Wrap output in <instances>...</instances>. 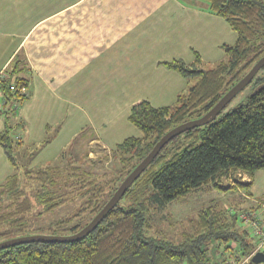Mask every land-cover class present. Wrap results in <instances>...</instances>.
Here are the masks:
<instances>
[{
	"label": "trees",
	"instance_id": "16d2710c",
	"mask_svg": "<svg viewBox=\"0 0 264 264\" xmlns=\"http://www.w3.org/2000/svg\"><path fill=\"white\" fill-rule=\"evenodd\" d=\"M202 1L212 14L227 22L237 35L235 43L223 45L224 58L213 65L203 63L198 54L189 64L181 60L162 63L181 75L189 86L172 106L154 108L144 100L133 103L128 121L142 136L126 138L110 151L114 161L110 171L95 173L98 160L90 159L87 151L75 152L77 138L92 140L88 129L61 151L58 158H63V164L53 160L52 164L29 166L34 156L56 136L59 125H47L37 144L25 146L20 136H11L14 127L22 129L21 123L12 124L11 117L16 114L13 107L28 100V78L24 76L27 69L20 56L7 66L0 76L5 109L0 112L3 116L0 147L13 171L0 183V242L31 230L29 227L38 219L37 214L49 213L73 201H79V208L72 217L43 229L51 235H71L81 230L165 133L206 114L264 56L262 0ZM248 85L253 86V92L235 108L225 113L226 105L210 123L185 131L165 144L87 236L75 242L10 246L0 250V264L243 262L255 249V242L249 227L239 220V214L258 210L263 205L246 208L242 205L245 202L242 195L240 201L229 207L200 210L192 232L178 244L149 236L147 229L152 225V208L155 210L209 184L220 190L241 188L249 195L253 173L264 169V66ZM19 153H23L25 160L22 166H19L23 160L22 156L18 159ZM238 174H245L250 181H238ZM226 180H233V184L225 187L222 182ZM144 189L151 191L142 199ZM123 200L128 202L127 206L120 204ZM35 208L40 212L35 213ZM39 228L42 227L36 229ZM219 245L235 251L231 262L226 258L219 262L213 255ZM248 264L255 263L250 259Z\"/></svg>",
	"mask_w": 264,
	"mask_h": 264
},
{
	"label": "crops",
	"instance_id": "0c3cea01",
	"mask_svg": "<svg viewBox=\"0 0 264 264\" xmlns=\"http://www.w3.org/2000/svg\"><path fill=\"white\" fill-rule=\"evenodd\" d=\"M236 38L202 0H0V76L20 56L28 78L12 124H22L27 144L59 125L29 166L57 161L85 129L90 144L107 150L141 137L128 121L133 103L172 106L189 86L162 63L189 64L198 54L213 65ZM12 171L0 147V183Z\"/></svg>",
	"mask_w": 264,
	"mask_h": 264
},
{
	"label": "rangeland",
	"instance_id": "374dc122",
	"mask_svg": "<svg viewBox=\"0 0 264 264\" xmlns=\"http://www.w3.org/2000/svg\"><path fill=\"white\" fill-rule=\"evenodd\" d=\"M253 90L254 89L252 85H248L244 89H242L227 105L224 112L225 113L228 112L229 110L235 108L239 103L243 102L245 98L253 92ZM2 104L3 103L1 101L0 112L5 110L3 107L4 105L2 106ZM11 118L14 119L15 116ZM0 121H3V116L1 115V113H0ZM11 136L25 137V131L24 129L14 127L12 129ZM87 140L88 139L77 138L75 140V145H76L75 152L87 151L88 153H90V151L93 150L92 151L93 153H90L92 154L90 159H92L93 161L98 160V162L95 163V168H94L95 173L97 172L102 173L105 171L112 170L114 167V161L110 153L112 149L107 150L102 148L100 145L97 146L96 144H90ZM23 141L25 146L28 145L26 144L27 141L25 139H23ZM68 146L69 145L65 146V149ZM22 154L23 153L18 154L17 156L18 159H21L19 157H21ZM22 158L24 160L23 156ZM23 160L20 161L19 166L24 165L25 160L24 162ZM53 160L54 159L47 158L46 160L39 161L41 163H38L36 165L52 164V162H54ZM56 163L63 164L64 163L63 158L59 157ZM252 179H253V184L249 187V195L247 196L249 199L243 202L242 204V205H246V208L252 207L254 205L257 206L258 204L264 206V169L255 171L253 173V177L251 178V180ZM222 183H224V181ZM138 187L141 189V191L143 190L142 185H139ZM147 187L150 188L149 185H147ZM227 187L230 186L227 185ZM150 191L151 190L147 191L146 189H144V191L142 192V196H143L142 199L148 196ZM240 195H242L243 197L246 196V192L241 188L236 190H220L214 187L213 185L209 184L208 186H205L202 189L186 194L180 199L165 203L161 207H157V208L155 207L154 208L155 210H153V208L152 209L149 208L152 210V211L150 210L152 213V217H151L152 225L151 228L147 229V234L149 236L158 237L162 240H166L178 244L184 240L187 234H190L192 232V227L197 219V214L200 210L206 209L211 206H219L223 208H225V206L229 207L232 204H234L233 203L234 201H240V199H242ZM125 201L126 200L121 201L120 204L127 206L128 202ZM78 208H79V201L77 202L73 201L49 213H44L41 215L37 214L38 219L32 222L29 227V229L31 230H25L15 235V237H22L28 235H51L50 232L46 231L43 228H45L48 225L54 226L56 223L72 217L76 213ZM37 209L38 208H35V213H38L39 210ZM239 224L241 227L244 228V226L240 222ZM37 227H42V228L36 229ZM218 249L219 250L213 253V255L217 258V260H219V262L225 258L228 259V262H231L233 260L235 251L231 252L230 250L224 249L223 245H219ZM182 264H186V263H182Z\"/></svg>",
	"mask_w": 264,
	"mask_h": 264
},
{
	"label": "water",
	"instance_id": "95a60500",
	"mask_svg": "<svg viewBox=\"0 0 264 264\" xmlns=\"http://www.w3.org/2000/svg\"><path fill=\"white\" fill-rule=\"evenodd\" d=\"M264 66V56H262L248 71V73L242 77L233 87H231L223 97L202 117L198 119L189 120L169 130L165 133L153 146L148 155L129 173L124 180L120 183L116 191L101 208V210L78 232L71 235H28L22 237H16L7 239L0 242V250L10 246H17L21 244H27L31 242H75L81 238L87 236L92 232L105 215L119 202L126 190L132 185V183L141 175L146 167L157 156L159 151L167 144L172 138L180 135L181 133L191 130L195 127L203 126L213 121L216 116L225 108L226 105L253 79L255 74L260 68ZM251 262L255 264H264V253L257 252L251 257Z\"/></svg>",
	"mask_w": 264,
	"mask_h": 264
},
{
	"label": "built area",
	"instance_id": "2783aa9c",
	"mask_svg": "<svg viewBox=\"0 0 264 264\" xmlns=\"http://www.w3.org/2000/svg\"><path fill=\"white\" fill-rule=\"evenodd\" d=\"M2 105H4V100L2 99ZM236 179L240 182H249V178L245 174H238ZM227 182V183H226ZM224 186L227 187L233 184V180L224 181ZM239 220L241 223L247 225L251 231V235L254 238L255 249L251 254L243 260L240 264H248L249 260L257 252L264 253V206L258 210H248L241 212L239 214Z\"/></svg>",
	"mask_w": 264,
	"mask_h": 264
}]
</instances>
